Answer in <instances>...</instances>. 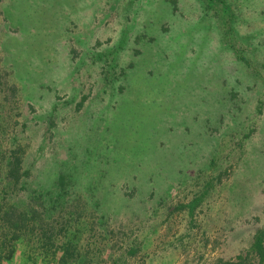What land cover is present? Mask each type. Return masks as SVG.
Segmentation results:
<instances>
[{
	"label": "rangeland",
	"instance_id": "374dc122",
	"mask_svg": "<svg viewBox=\"0 0 264 264\" xmlns=\"http://www.w3.org/2000/svg\"><path fill=\"white\" fill-rule=\"evenodd\" d=\"M215 2L0 0V264H264V0Z\"/></svg>",
	"mask_w": 264,
	"mask_h": 264
},
{
	"label": "trees",
	"instance_id": "16d2710c",
	"mask_svg": "<svg viewBox=\"0 0 264 264\" xmlns=\"http://www.w3.org/2000/svg\"><path fill=\"white\" fill-rule=\"evenodd\" d=\"M211 1L216 3L215 1H219V0H211ZM218 6L220 5L218 4ZM8 164H9V168L7 169V175L12 177L13 180L16 181L21 176V173H18V167H19L18 157L14 156L12 160L8 161ZM260 237H261V234L259 233V234H256L253 239L251 248L255 250V252H257V250L258 251L260 250V247H261ZM2 258H6V257H2ZM2 258L0 257V262L2 261L1 260Z\"/></svg>",
	"mask_w": 264,
	"mask_h": 264
}]
</instances>
